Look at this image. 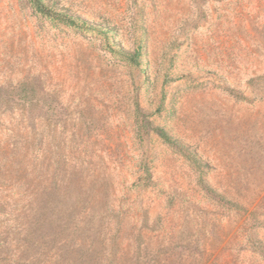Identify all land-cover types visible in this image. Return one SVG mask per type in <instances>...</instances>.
<instances>
[{
	"label": "rangeland",
	"instance_id": "rangeland-1",
	"mask_svg": "<svg viewBox=\"0 0 264 264\" xmlns=\"http://www.w3.org/2000/svg\"><path fill=\"white\" fill-rule=\"evenodd\" d=\"M44 3L0 0V264H264V0Z\"/></svg>",
	"mask_w": 264,
	"mask_h": 264
},
{
	"label": "trees",
	"instance_id": "trees-1",
	"mask_svg": "<svg viewBox=\"0 0 264 264\" xmlns=\"http://www.w3.org/2000/svg\"><path fill=\"white\" fill-rule=\"evenodd\" d=\"M31 2L33 3L34 7L43 15L57 18L71 25L77 24L78 20L83 22V20H80L79 18H73V16H71L70 14H67L66 12H59L57 10H52L44 3V0H31ZM120 54L123 55L125 58H127L131 63L136 64V65L139 64V55H140L139 50L132 52V51H127V50L122 49L120 51ZM145 125H146L145 120H142L139 125V128L142 129V127ZM154 127L158 131V134L160 135V137L166 143H168L170 146L176 148L177 150L185 154L197 167L202 168V166H205V163L203 162V160H201V158L198 157L197 154L190 149L189 145L171 136L164 128L159 127V126H154ZM201 183L203 184V186L206 188L208 192L213 193V194L216 193L215 190L211 188L210 185L204 179H201ZM260 252L264 255V247L260 248Z\"/></svg>",
	"mask_w": 264,
	"mask_h": 264
}]
</instances>
